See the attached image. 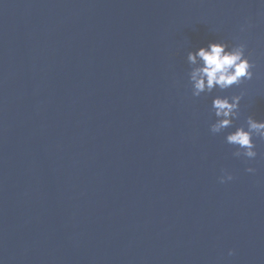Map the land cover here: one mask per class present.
I'll use <instances>...</instances> for the list:
<instances>
[{
    "label": "water",
    "instance_id": "water-1",
    "mask_svg": "<svg viewBox=\"0 0 264 264\" xmlns=\"http://www.w3.org/2000/svg\"><path fill=\"white\" fill-rule=\"evenodd\" d=\"M214 40L254 76L193 97L187 51ZM241 92L212 134L213 96ZM248 115L262 0H0V264H264V140L225 139Z\"/></svg>",
    "mask_w": 264,
    "mask_h": 264
},
{
    "label": "clouds",
    "instance_id": "clouds-1",
    "mask_svg": "<svg viewBox=\"0 0 264 264\" xmlns=\"http://www.w3.org/2000/svg\"><path fill=\"white\" fill-rule=\"evenodd\" d=\"M247 27L250 25H241L240 30L245 31ZM246 48L247 44L243 41L230 47L224 41L214 40L209 41L206 46L188 50L187 77L192 96L200 97L201 94H210L215 89L223 91L233 85H240L251 80L254 76V62L249 59V55H246ZM242 97L243 92L231 96H213L211 111L216 119L209 125L212 134H218L233 127L241 115ZM254 136L264 140V119L257 120L252 115H248L244 124L227 132L225 139L228 144L235 147L234 156L253 159L257 156ZM246 171L254 173L255 169L248 167ZM218 179L220 183H225L231 181L233 175L225 170ZM232 254L233 251L229 250V255Z\"/></svg>",
    "mask_w": 264,
    "mask_h": 264
}]
</instances>
